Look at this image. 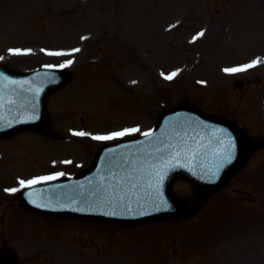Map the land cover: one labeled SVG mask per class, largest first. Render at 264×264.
Instances as JSON below:
<instances>
[{
  "label": "rangeland",
  "instance_id": "obj_1",
  "mask_svg": "<svg viewBox=\"0 0 264 264\" xmlns=\"http://www.w3.org/2000/svg\"><path fill=\"white\" fill-rule=\"evenodd\" d=\"M0 62L66 64L72 74L48 101L54 138L26 132L0 141V247L5 240L22 264H264V150L179 224L43 218L13 205L8 191L28 176L76 172L101 146L91 135H138L179 102L263 135L264 0H0ZM81 131L88 135H71ZM174 191L193 195L184 182Z\"/></svg>",
  "mask_w": 264,
  "mask_h": 264
},
{
  "label": "water",
  "instance_id": "obj_2",
  "mask_svg": "<svg viewBox=\"0 0 264 264\" xmlns=\"http://www.w3.org/2000/svg\"><path fill=\"white\" fill-rule=\"evenodd\" d=\"M68 81L65 71L44 69L16 74L0 67V121L18 123L21 116H39L37 123L25 127L44 126L47 96ZM18 94L24 103L15 100ZM19 127L0 128V136H10ZM126 143L101 149L91 170L73 181L56 182L44 208L30 199L22 204L36 213L75 219L118 223L176 220L197 212L206 197L224 185L257 146L236 126L188 104L163 112L151 136ZM229 152L230 158L226 159ZM222 162L228 164L224 171ZM135 167L138 170L132 169ZM176 178L186 179L194 186L196 196L191 205L172 195L171 185ZM161 200L171 209L167 210ZM141 212L145 214L140 215ZM15 262L14 254L2 249L0 264Z\"/></svg>",
  "mask_w": 264,
  "mask_h": 264
},
{
  "label": "snow or ice",
  "instance_id": "obj_3",
  "mask_svg": "<svg viewBox=\"0 0 264 264\" xmlns=\"http://www.w3.org/2000/svg\"><path fill=\"white\" fill-rule=\"evenodd\" d=\"M199 36H203L204 33L201 32L198 34ZM82 39H85L84 37H82ZM195 39V38H194ZM9 51L13 54H21V50L20 49H9ZM25 51H30V50H25ZM43 51V50H42ZM73 52H78L80 51V49H73L72 50ZM49 54H54V55H63L64 53H49ZM72 61L69 60L67 61V64H71ZM257 63V61H253L249 64H246L244 65L243 67H239V68H228V69H224V71L226 72H238V71H243L247 68H251L253 67L255 64ZM66 64H61L60 67H65ZM176 75L175 72L171 73L170 75H167L165 76V79H172L174 76ZM25 83H27V81H25ZM135 83V82H133ZM138 131V129L136 128H131V129H124L123 131H119V132H113L109 135H97V136H92V139L94 140H111V139H114V138H118V137H122V136H125L127 134H130V133H133V132H136ZM73 135H77V136H85V135H88L87 133L81 131V132H74ZM145 136H148L150 135V133H144ZM230 143V142H229ZM177 155H179V153H177ZM230 155L231 153L229 152L228 153V156L226 157V159H229L230 158ZM58 175H62L61 174H58ZM56 177H39V178H36V179H32V180H28V181H24V180H20L19 183L21 185V187H26V186H29V185H33V184H36L42 180H51V179H55ZM133 187H135V185H133ZM18 189H10L8 191H11V192H16ZM121 200H123V197H121ZM161 204L164 205V207H167V203L164 201V200H161L160 202ZM157 210H159V205H157ZM107 215H112L114 213H106ZM145 213L141 212L140 215H144Z\"/></svg>",
  "mask_w": 264,
  "mask_h": 264
}]
</instances>
